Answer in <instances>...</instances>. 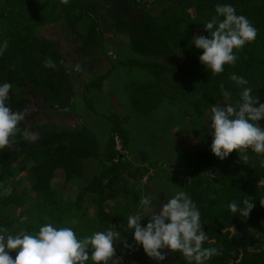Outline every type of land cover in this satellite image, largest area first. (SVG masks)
Listing matches in <instances>:
<instances>
[{"label":"trees","instance_id":"1","mask_svg":"<svg viewBox=\"0 0 264 264\" xmlns=\"http://www.w3.org/2000/svg\"><path fill=\"white\" fill-rule=\"evenodd\" d=\"M148 1L150 6L156 3L154 12L141 8L140 4ZM50 2L40 0L39 9L51 7L42 16L32 9L33 0H0V42H8L7 50L0 56V82L12 85L8 103L14 111L28 109L18 125L19 131L0 150V230L34 232L45 223L55 222L58 226L73 227L78 236H84L107 226L132 244L131 235L125 233L127 216L140 210L141 197L163 194L153 189L167 191L166 197L181 187L201 212L202 228L209 238L205 246L218 249L208 264H264V206L259 202L264 197V184L259 185L264 179V167L260 166V157L250 154L244 164L235 151L227 160L220 161L210 152L187 150L183 163L170 164L188 170L161 174L162 184H153L159 175L149 176L144 182V176L159 161L147 164L146 151L140 152L146 162L143 167H135L128 161L124 150L133 134V129L127 127L129 117L108 116L113 128L107 140L90 129L77 113L78 105L72 102L76 90L69 76L70 62L60 42L53 34L40 33L44 27L52 29L58 24L55 29L59 30L61 25L66 29V25L78 40L79 45L73 47L75 43L69 42V37L66 39L76 66L74 73L78 74L80 69L89 74L97 71V76L86 82L83 98L78 96L90 107L94 101L87 93L100 91L121 65L125 72L139 71L147 78L146 82L130 84V104L142 117L153 113L166 100L185 102L192 113L205 114L211 104L224 103L221 84L235 101L237 86L230 80L233 73L249 81L259 100L264 95V0H59L53 5ZM225 2L249 19L257 29V36L236 53L235 65H225L223 73L213 76L199 62L202 50H196L190 40L194 33L207 36L203 23L215 15L217 3ZM177 3L183 4L179 12L174 11ZM190 8L194 9L193 14L188 13ZM104 15L109 19L105 21ZM191 21L192 24L181 28V23ZM107 29L111 37L120 34L130 41L121 60L115 61L107 52ZM64 34L68 35L67 31ZM48 59L55 63V69L44 67ZM107 62L111 63L109 71L101 70ZM120 83L121 79L115 80L113 89H120ZM49 109L63 117L68 115V109L76 111L79 123L40 126L38 119ZM192 113L185 115L189 117ZM259 123L264 127V122ZM25 131L29 133L27 138ZM90 162L97 165L88 173ZM215 167L210 182L206 175ZM164 185L172 189L168 191ZM8 189L10 194L4 195ZM251 198L255 207L247 218L233 216L227 208L232 200ZM91 208L93 213L89 211ZM122 256L125 258L120 260L121 264H154L141 247L124 248L118 242L116 258ZM164 264L188 262L179 253H171Z\"/></svg>","mask_w":264,"mask_h":264},{"label":"clouds","instance_id":"2","mask_svg":"<svg viewBox=\"0 0 264 264\" xmlns=\"http://www.w3.org/2000/svg\"><path fill=\"white\" fill-rule=\"evenodd\" d=\"M203 25L207 36L192 34L190 45L202 50L199 62L213 76L223 73L225 65H235L236 53L257 36V29L249 19L227 2L217 3L215 15ZM7 48V41L0 42V56ZM44 67L55 69L56 65L48 59ZM230 80L237 86V98L233 101L232 93L221 84L224 103L211 104L210 116L205 119V129L211 135L210 151L220 161L235 151L244 164L250 154H256L264 167V127L259 123L264 121V103L245 77L233 73ZM11 88L10 83L0 82V150L9 145L28 112L27 108L20 111L11 108L8 103ZM24 136L27 138L29 133L25 131ZM207 175L213 178V174ZM180 188L172 190L158 205L156 201L161 198L141 197L140 210L127 216L125 233L131 235L132 244L112 227L78 236L73 227L51 222L34 232L0 230V264H121L116 258L118 242L124 248L141 247L154 264H164L171 253H179L188 264H208L218 249L205 246L209 238L202 228L201 212L190 194ZM10 192L8 189L4 195ZM260 204L264 206V197ZM254 207L252 198L227 204L233 216L242 218L249 217ZM145 218L146 223H142ZM13 251L14 258L10 255Z\"/></svg>","mask_w":264,"mask_h":264},{"label":"rangeland","instance_id":"3","mask_svg":"<svg viewBox=\"0 0 264 264\" xmlns=\"http://www.w3.org/2000/svg\"><path fill=\"white\" fill-rule=\"evenodd\" d=\"M35 1V4L32 5L33 10H38L39 14L42 16H45V12L50 11V5L39 9V2L40 0H33ZM59 0H51L50 4L53 5L57 3ZM164 1V0H158V2ZM156 3L151 4L150 1H148L145 4H140L141 8L146 9L150 12H154L153 7H155ZM183 6V4L177 3L174 6V11L179 12L180 8ZM9 10V9H8ZM17 10H20L17 6ZM17 10L14 12L17 14ZM145 10V11H146ZM59 13V10L56 12ZM188 13L193 14L194 9L190 8ZM104 20H108L109 18L107 16H102ZM20 21L23 22L25 19L22 17L20 18ZM55 21V19H53ZM51 22L53 25L54 22ZM193 21L187 23L183 22L181 23V28L184 29L188 25L192 24ZM50 24V23H49ZM47 26L43 25L42 27ZM58 26V24L53 25L51 28H42L40 33L51 35L53 34L54 38H57V41L60 42L64 55L66 57V60L69 63V76L72 77L73 83L75 85L74 95L72 102L78 105L77 113H80L82 115V120L86 122L87 126L94 130L97 135L107 140L110 131L112 130V123L110 122L108 116L111 114H115L119 117V119H122L124 117H129L130 121H128L127 127L130 129V127L133 132L131 134V141L127 149L124 150V153L127 156L128 161L134 165L135 167H143L144 163L147 162H157L155 166H152L147 174V176H144V182L148 177H156V175H159L158 178H155L157 180H154L153 184H162L163 181L161 174L169 173L171 175L174 174V172L179 170H188L186 167H171L172 162L176 163H183L185 161V152L187 150H195L199 152H210V143H211V135L210 131L205 129L206 123L205 119L210 116V110L209 112L205 114H195L192 113L191 107H188L185 102H177L174 103L173 101L166 100L162 103L161 106L158 107L157 110H155L150 115H146V117H142L143 114L136 111L135 108L132 107L129 101L130 97V84L131 83H143L147 81V78L143 76V73H140L139 71L132 73L125 72L126 70L121 67V65L118 67V69H114V71L110 74V76L106 79L105 84H103V88L100 91L93 92L94 94L88 92V96L91 94L93 97V103L94 105L90 107L89 105L85 104V101L82 102L80 98H83V88L86 84V82L93 80L97 76V71H90L92 74H89V71L80 69L78 74H75L74 71L76 70L75 63L73 61V57H71L69 54L70 50H68V44L67 42L75 43L71 46L75 47L79 45L78 40L73 36L70 32V29L65 25L66 29L61 25L60 29H55ZM109 29V28H108ZM105 30L106 39L105 42L106 49L109 55L117 61L121 60L120 57L126 55L125 53V47L126 45H130L129 39L127 40L124 35H116L115 37H111V32L109 30ZM39 30V29H38ZM67 34H64V32ZM199 33V32H198ZM72 35V36H71ZM56 36V37H55ZM68 38V41L66 40ZM122 37V38H121ZM125 37V38H124ZM60 38V39H59ZM74 39V40H73ZM119 50H123L121 53L118 52ZM71 57V58H70ZM97 58L101 59V56H96ZM96 58V59H97ZM98 68V66L96 67ZM111 68V63H106L101 70L109 71ZM76 76V79L73 77ZM121 79L120 83V89H113L115 80ZM171 87V86H170ZM174 88V87H171ZM85 93V92H84ZM79 94V95H78ZM84 94V95H87ZM78 96L80 97L78 99ZM261 103H264V95L260 99ZM95 108V109H92ZM68 115L62 116L59 115V113H54L50 109L47 111H44L41 117L38 119V124L40 126L43 125H57V126H73L75 124L79 123V118L76 116V111L72 112L70 109L67 110ZM192 113L189 117H187L185 114ZM149 117V118H148ZM150 117L152 118V123L150 122ZM145 120L149 121V124L145 123ZM144 121V122H143ZM264 122V121H260ZM130 130V131H131ZM120 138V136L118 135ZM118 145L119 141H118ZM141 151H146L147 153V161L143 162V158L140 154ZM226 158L225 160H227ZM167 160L169 162L167 163H161V161ZM171 162V164H170ZM96 162L89 163L87 172H93V170L96 169ZM146 165V164H145ZM217 168L210 169L207 174H213ZM214 176V175H213ZM207 178H209L208 175H206ZM213 179V178H212ZM211 178H209V181H212ZM140 184V183H136ZM152 184V183H151ZM167 185H164L162 187H166ZM167 189H172L171 187L167 186ZM181 190V189H180ZM155 193L161 192L163 194L158 195L161 198L156 201L157 205L159 203H162L163 197H165V193L167 191L160 190H154ZM159 201V202H158ZM260 202V201H259ZM91 213H93L92 208L89 210ZM93 215V214H92ZM20 229V228H19ZM245 228H243V232H245ZM13 258L15 257V252L10 253ZM171 255V254H170ZM125 258L124 256L119 257V260H122Z\"/></svg>","mask_w":264,"mask_h":264}]
</instances>
